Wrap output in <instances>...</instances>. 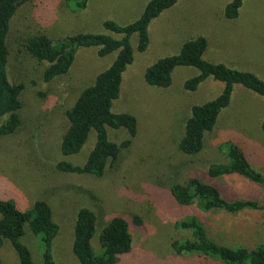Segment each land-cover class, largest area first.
I'll use <instances>...</instances> for the list:
<instances>
[{"label":"rangeland","instance_id":"rangeland-1","mask_svg":"<svg viewBox=\"0 0 264 264\" xmlns=\"http://www.w3.org/2000/svg\"><path fill=\"white\" fill-rule=\"evenodd\" d=\"M40 1L47 6L39 11ZM147 1L90 0L86 8L79 10L75 0H29L18 7L12 18L7 37L8 72L12 81L24 83L22 124L15 133L0 135V197L13 198L21 209L30 207L36 199H46L51 204L60 225L53 242L56 264H81L72 248L74 221L81 206L93 209L97 215L91 239L97 254L102 252L100 232L107 220L114 214L128 219L133 246L118 264H221L218 259L198 253H178L171 245L175 239L192 236L177 225L189 215L199 216L209 235L219 243L251 247L264 242L261 233L253 235L264 209L204 212L197 204L178 203L170 191L171 183L186 182L198 175L215 182L227 199L264 201L262 184L240 175H207L210 163L225 160L219 150L223 141L237 135L245 137L247 132L258 133L257 125L264 120V97L236 84L231 105L207 135L204 148L196 155H188L178 143L190 108L217 95L222 82L209 77L197 90L185 89L184 80L197 72L192 66L176 67L167 88L151 86L144 79L149 64L178 52L185 39L200 34L209 41L204 53L207 59L252 70L264 78V0H244L236 19L226 18L223 13L230 0H179L152 23L147 50L138 51L134 34V60L124 72L125 78L123 74L118 108L138 116L137 135L103 176L56 168L63 159L75 164L86 160L96 131H91L78 153L63 154L60 143L68 126L66 110L114 55L100 57L96 47H80L69 71L46 81L43 71L47 63L27 52L25 39L38 31L53 39L81 31L103 32L105 19L119 23L135 20ZM4 119L0 117V122ZM108 131L114 141L129 137L125 128L109 127ZM245 147L253 159L254 151L247 142ZM254 159L258 161L256 156ZM256 165L264 173L262 165ZM136 215L140 223H135ZM21 241L29 247L35 264H42V241L28 225ZM0 256L3 264H21L8 239L1 246Z\"/></svg>","mask_w":264,"mask_h":264},{"label":"trees","instance_id":"trees-1","mask_svg":"<svg viewBox=\"0 0 264 264\" xmlns=\"http://www.w3.org/2000/svg\"><path fill=\"white\" fill-rule=\"evenodd\" d=\"M27 1L29 0H0V117L5 116L4 121L0 122L1 136L15 133L22 124L20 111L23 106L24 83L12 81L9 77L10 50L7 37L18 7ZM89 1L75 0V8L82 10ZM178 2L179 0H148L135 20L119 23L114 19H105L102 22L105 29L103 32L81 31L53 39L46 32L38 31L25 39L24 47L27 52L37 60L47 63L43 71L46 81L67 73L80 47L94 46L100 57L114 55L111 62L95 75L92 82L83 88L66 110L68 126L60 143L62 153H78L93 129L96 131L94 144L82 164L63 159L56 163L58 170L103 176L107 167L130 145L139 130V119L130 110H120L118 105L124 72L134 60L132 36L137 35L138 51L147 50L152 23ZM243 2L244 0L228 1L224 6V16L229 19L238 18ZM39 4V11L47 6L44 1ZM208 45L205 35L187 38L178 52L159 57L144 72L146 83L160 88H167L172 84L173 72L178 66H192L197 70L183 82L184 88L189 91L197 90L209 77L222 82V89L217 95L204 102L194 103L190 108L178 143L179 149L188 155H196L204 148L207 135L215 129L220 116L231 105L236 84L264 97V78L252 70L207 59L204 53ZM109 127L125 128L129 137L119 142L114 141L110 138ZM257 127L264 132V120ZM244 139L243 135H237L227 138L219 145L225 160L209 164L207 175L210 178L240 175L264 185V173L252 164ZM170 191L178 203L197 204L204 212L239 213L245 209H264V201L260 199H227L215 182L198 175L189 177L186 182L171 183ZM134 221L140 223L141 219L136 215ZM96 224L95 211L81 206L74 221V254L81 264H118L124 254L131 252L133 246L128 219L114 214L107 220L100 232V254L94 251L91 243ZM25 225L42 241V264H56L53 242L60 225L54 218L51 204L46 199H36L30 207L21 209L13 198L0 197V249L8 239L17 251L21 264H35L29 247L21 241ZM177 225L181 230L190 231L192 234L191 237L178 238L171 242L178 253H198L218 259L221 264H264V242L255 247L219 243L209 235L207 227L197 215L182 218ZM0 264H3L1 256Z\"/></svg>","mask_w":264,"mask_h":264},{"label":"crops","instance_id":"crops-1","mask_svg":"<svg viewBox=\"0 0 264 264\" xmlns=\"http://www.w3.org/2000/svg\"><path fill=\"white\" fill-rule=\"evenodd\" d=\"M257 129L259 130L257 134H249L251 132L249 133L247 132L244 138L246 142L249 144L251 151H254V154H255L253 156V159L250 158L252 164L253 165L260 164L264 168V132L260 130L259 128ZM255 135L256 137H254ZM255 156L258 159L259 163L258 161L254 159ZM256 166H259V165H256ZM254 228H255V232L253 233V235L260 236L259 234L261 233L263 235V240H264V217L263 216L258 221V224L255 225ZM251 247H255V246L252 245Z\"/></svg>","mask_w":264,"mask_h":264}]
</instances>
